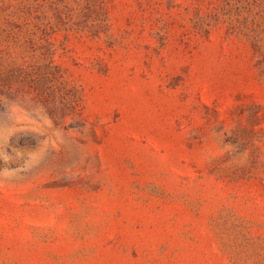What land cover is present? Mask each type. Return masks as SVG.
Wrapping results in <instances>:
<instances>
[{"label": "rangeland", "instance_id": "1", "mask_svg": "<svg viewBox=\"0 0 264 264\" xmlns=\"http://www.w3.org/2000/svg\"><path fill=\"white\" fill-rule=\"evenodd\" d=\"M0 264H264V0H0Z\"/></svg>", "mask_w": 264, "mask_h": 264}]
</instances>
